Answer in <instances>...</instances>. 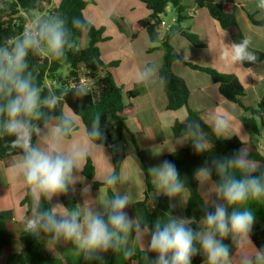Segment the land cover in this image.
Listing matches in <instances>:
<instances>
[{"label":"clouds","instance_id":"clouds-1","mask_svg":"<svg viewBox=\"0 0 264 264\" xmlns=\"http://www.w3.org/2000/svg\"><path fill=\"white\" fill-rule=\"evenodd\" d=\"M258 7L264 10V0ZM91 26L87 17H73L69 22L59 15H39L30 18L10 42L0 43V140L10 138L11 149L18 152L13 177L31 198V212L22 220L24 232L37 238L43 235L47 242L70 243L89 264H107L109 252H137L143 264H192L196 255L204 257L203 264H264V245H256L252 238L256 216L250 206L264 203V164L252 158L246 147L230 157H212L196 169L194 178L207 193L204 204L212 208L199 222L166 214L150 225L146 219L131 217L126 211L132 205L129 195L116 190L124 176L114 168L101 181L111 194L99 192L92 198L87 185L80 190L82 203L69 208L58 201L76 191L82 181L79 173L90 158L103 153L109 160L107 136L98 111L91 114L81 134L78 114L64 111V95L45 93L29 57L65 60L74 46V31L87 32ZM251 47V37L245 36L239 42L225 43L219 58L239 66L255 64L258 57ZM155 74V68L145 65L136 83L147 85ZM87 91L77 85L72 95L80 98ZM206 121L217 139L237 135L245 145L227 112L209 111ZM180 123L184 127L177 144L190 142L197 154L212 152L201 122ZM148 171L153 196L179 197L187 204L184 196L191 189L173 162L164 160Z\"/></svg>","mask_w":264,"mask_h":264},{"label":"crops","instance_id":"crops-1","mask_svg":"<svg viewBox=\"0 0 264 264\" xmlns=\"http://www.w3.org/2000/svg\"><path fill=\"white\" fill-rule=\"evenodd\" d=\"M45 1L48 5H46L47 7L44 6L43 12L32 11L29 15L32 17L46 16L49 11L57 8L62 0ZM89 1L91 3L84 11L85 17L91 19L96 28L104 29L103 40L98 44L101 60L107 66L111 63H117L114 67L99 71L112 74L115 83L122 88L126 105L123 115L128 131L124 133L122 139L118 142L124 154L119 169V173L124 176V181L117 186L116 190L129 195L132 205L128 206L126 211L131 217L135 218L132 212L133 206L144 199L146 192L145 170L137 148L145 157L148 170L161 164L166 155L173 153L171 151L174 150V146L175 152L185 148L188 142L183 145L177 144L176 140L178 138L174 137L172 128L176 122L185 121L188 112L186 108L177 111L167 110L168 98L163 81L159 76L164 50L161 43H151L145 30L135 28L139 21L149 18L151 12L147 7L139 0ZM215 2L236 6L238 26L244 37H251V49L264 53V27L254 25L243 8V5H255L261 16L264 17V10L258 7L260 0H215ZM184 3L187 6V20L182 24V30L197 35L205 45L203 48H196L180 33L172 39V45L179 55V60L173 63V72L182 78L189 87V107L198 112L206 124V114L209 111L227 112L233 118L236 130L241 131V135H243L244 147L248 151L256 149L264 152V128L261 130L260 135H255L247 130L243 120L248 118L250 114L245 112L240 105L227 100L221 94L219 84L215 83L208 74L194 70L186 64L192 63L200 67L212 68L221 74L236 77L245 89V95L241 97V102L247 107H256L264 98V60L255 64H244L243 66L222 61L219 54L225 43L233 42L231 35L221 28L206 9H199L193 0H184ZM169 12H174L171 10V6L168 7ZM174 15L170 22L165 19L164 21L168 24L174 23L176 21L175 12ZM166 32L165 29H161V39L164 38ZM83 35L84 33L82 37ZM87 40L89 43V38ZM150 48H154V50L149 52ZM145 65L155 68L156 74L151 83L147 85L138 84L136 83V75ZM130 93H134V96L130 97ZM65 107L64 111L70 114L71 110L67 107L65 110ZM76 119L80 122L79 127L82 134L83 121L79 116ZM208 134L210 143L213 145V137L209 132ZM232 137L240 139L237 135ZM105 149V154L109 157V160L105 158L103 153H98L89 159L94 167L93 179L90 180L85 177L82 171L79 173L82 181L77 183L76 191L67 194V197L73 199L76 204L83 202L84 197L80 190L84 186H91L89 195L92 198H96L99 192L109 191L104 185L98 188L94 186L95 182L101 183L106 172L115 169L113 155L108 147H105ZM17 160L18 156L15 157L14 164ZM14 164L7 167L3 162H0V212H13V220L8 223V228L14 236L10 247L12 254L18 253L22 249L20 242L24 232L22 220L31 212L30 209L28 213L27 206L21 204L28 192L20 182L14 179ZM199 190L205 200L207 196L206 189H201L199 186ZM109 194H111L110 191ZM161 196L164 195H159V197ZM188 198L189 191L184 196L186 201H188ZM210 198L214 199V196ZM57 199L65 206L61 196ZM55 202L56 200L53 201V203ZM170 202L174 212L173 216L186 217L187 204H182L179 197L171 199ZM209 207L211 208L210 205ZM38 239L43 243L47 241L43 236ZM15 240H17V245H13ZM133 246L134 242L130 241V247ZM136 254L138 253H133V255ZM64 255L63 260L68 264L81 263L79 254L67 252Z\"/></svg>","mask_w":264,"mask_h":264},{"label":"trees","instance_id":"trees-1","mask_svg":"<svg viewBox=\"0 0 264 264\" xmlns=\"http://www.w3.org/2000/svg\"><path fill=\"white\" fill-rule=\"evenodd\" d=\"M44 0H0V43L9 42L13 37L19 35L25 25L26 15L32 11H44L42 2ZM151 12L148 19L139 21L135 28L137 30H145L152 44L161 43L164 50L162 65L159 69V76L163 81L165 91L168 98L167 110L177 111L186 108L188 116L186 120H198L205 127L206 131L213 137V149L211 153L197 154L193 150L191 143L188 142L182 150L173 152L165 156L164 160H169L175 164L179 170L181 177L185 178L190 187L189 198L186 206V217L192 218L199 222L205 211H211L209 206H205L199 184L194 178L196 169L202 166L206 160L212 157H230L234 152L244 147L238 137L230 139H217L207 126L206 122L201 118L200 114L189 107L190 90L186 82L175 75L173 72V63L179 60V55L172 45V39L176 34H181L194 47L203 48L205 45L200 38L192 33L182 30V24L187 20V6L184 0H139ZM199 9H206L210 16L215 19L221 28L231 35L233 41L239 42L244 38L236 19V6L221 4L215 0H193ZM91 3L89 0H62L60 5L48 15H59L66 18L69 22L73 17L84 18V11ZM176 14V21L171 24V28L167 30L163 39H161V22L164 21L168 13V7ZM250 21L256 25L264 27V17L255 5H243ZM103 28H96L93 24L87 31L89 38L88 47L79 49V42L83 32L74 31V46L67 52V58L62 61H51L42 57H29L30 65L37 75L41 88L45 91H54L64 95V107L71 111H75L82 119L84 126L90 123V116L94 112L101 113V126L106 132L107 140L105 147L113 155L115 171L119 173L121 161L124 154L118 145L125 132L128 131L124 113L126 105L124 103L123 91L118 86L112 74L105 72L94 90L87 93L83 97L76 98L72 95V89L67 86L70 78L78 76V70L81 65L86 66L93 71L114 67L117 63H111L108 66L101 60V54L98 44L103 40ZM154 48L148 51L152 52ZM252 50V49H251ZM254 51V50H252ZM258 57L257 62L264 60V53L254 51ZM190 68L208 74L211 79L219 84L221 94L229 101L240 105L243 110L250 114L248 118H244V126L247 130L255 135H260L264 128V98L256 107H247L241 102V97L245 95V89L234 76L224 75L212 68H204L192 63H186ZM245 65H250L245 63ZM63 67L69 68L68 77L62 78L60 70ZM57 79L61 82V87L48 88L47 80ZM130 97L134 93L129 94ZM184 125L176 122L172 128L173 135L178 138ZM133 136V134H131ZM10 138L0 140V162L10 167L15 162V157L19 156L18 152L12 150L9 145ZM134 142V137H133ZM138 150L139 158L145 170L146 176V192L145 197L140 202L134 204L132 212L138 219H146L151 225L157 218H162L166 214L174 215L171 207L170 199L166 196H153L152 177L149 174L145 163V157ZM250 156L264 164V152L256 149L249 150ZM83 175L92 180L94 176V167L90 160L87 161L83 169ZM102 183L95 182L96 188L102 186ZM66 207H73L76 202L69 199L67 195L61 196ZM27 206L28 213L31 209V198L27 196L21 203ZM50 207V205H45ZM252 210L255 212L256 223L253 231V241L256 245H264V203L252 202ZM13 220L12 211L0 212V264H51L49 258L41 253L42 242L35 236L22 233L20 242L22 249L18 253L11 254L8 258L3 255L4 251L12 246L13 233L8 228V223ZM197 225H192L195 228ZM43 236V235H42ZM44 237V236H43ZM46 238V237H45ZM71 253L78 254L76 249L70 243H61ZM80 264H89L81 255ZM107 264H143L142 255H124L123 253H107ZM204 257L196 255L193 257L192 264H203Z\"/></svg>","mask_w":264,"mask_h":264},{"label":"built area","instance_id":"built-area-1","mask_svg":"<svg viewBox=\"0 0 264 264\" xmlns=\"http://www.w3.org/2000/svg\"><path fill=\"white\" fill-rule=\"evenodd\" d=\"M45 2H46L45 0L42 2L43 7L48 5ZM37 12L39 13L40 11H37ZM30 18H34V17H32L29 14L26 15V22H25L24 27L26 26V24L28 23ZM160 27H161V29H165L167 31L171 28V24H168L167 22L162 21ZM79 68L80 69L78 70V76L70 78L67 82V86L69 88H74L77 85H83L88 89L87 93H91L94 90V88L96 87L98 81L104 77L105 72L93 71V70H90L89 68H86V66H84V65H81ZM46 86L50 89L53 87H59L60 88L61 82H59L57 79L47 80Z\"/></svg>","mask_w":264,"mask_h":264},{"label":"rangeland","instance_id":"rangeland-1","mask_svg":"<svg viewBox=\"0 0 264 264\" xmlns=\"http://www.w3.org/2000/svg\"><path fill=\"white\" fill-rule=\"evenodd\" d=\"M174 16H175L174 12H169L165 16L164 19L167 22H170L174 18ZM83 33H84V35H83V37H81L80 42H79V47H78L79 49H85L88 47L87 32H83ZM59 73H60L62 78L68 77L69 68L63 67ZM65 110H66V107H65ZM15 244L17 245V240H15L13 245H15ZM42 244L43 245L41 247V253L43 256L49 258L51 264H68V262L64 261L63 259L65 258L64 254L67 252H70V251H68V249L65 248L61 243H59V244L54 243V242L49 243L46 241V243L42 242ZM11 254H12V250L10 248H8L4 251V255L6 258H8Z\"/></svg>","mask_w":264,"mask_h":264}]
</instances>
